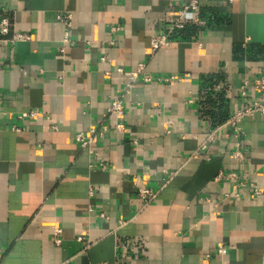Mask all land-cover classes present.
<instances>
[{"label":"crops","instance_id":"obj_1","mask_svg":"<svg viewBox=\"0 0 264 264\" xmlns=\"http://www.w3.org/2000/svg\"><path fill=\"white\" fill-rule=\"evenodd\" d=\"M190 1L0 0V264H264V110L223 125L264 75V0H197L151 52ZM90 128L95 154L74 140Z\"/></svg>","mask_w":264,"mask_h":264},{"label":"built area","instance_id":"obj_2","mask_svg":"<svg viewBox=\"0 0 264 264\" xmlns=\"http://www.w3.org/2000/svg\"><path fill=\"white\" fill-rule=\"evenodd\" d=\"M229 1H232V0H229ZM186 11H191L192 13L195 14V12L197 11V0H191L186 6L183 7V9H181L178 12L179 13L178 16L174 19V22L168 29L166 35H158V36H153L151 38L150 40L151 52H154L161 46L169 44V42L173 40V38L171 37L172 33L175 30L184 28L187 22L184 17ZM56 17L58 20H60L64 24L65 31H64L63 40L67 41L68 34H69V28L71 26L70 15L66 13H57ZM189 20H190L189 22L193 24H198L201 22L196 17V15L190 17ZM10 26H11V23L8 21V19L4 17L0 18V38L8 34ZM111 29H116V27H113ZM30 38H31L30 35H28L27 33L14 32L9 38H7V41L13 44L17 41L30 40ZM1 40L2 39H0V41ZM100 60L105 61L106 60L105 56H101ZM140 66L141 65H139L136 72L130 73L132 77H136L137 73L141 72L142 68ZM116 71L119 73H123L122 68L120 67H118ZM142 79L143 81H149L150 77L144 75L142 76ZM239 96L242 98L244 102L243 105L239 109L235 110L232 114H230V116L225 120L223 124L231 128L232 135L234 137H238L241 134V128L239 126V122L242 117L250 116L255 112H260L264 110V75H258V76L242 79L240 86H239ZM108 111L111 114H114L115 116L123 115L124 106H123L122 99L120 96L118 95L113 96L110 99L109 105H108ZM34 115H35L34 111H28L26 113H22L21 115H19V118H22L24 116L33 117ZM122 129H123L122 122L117 121L114 123V130L121 131ZM94 132L95 130L93 128H90L88 130L89 134L87 135H84L82 132H79L74 135V140L79 142L81 147L86 149L88 153L90 154L96 153L95 149L91 146V143H92L91 134ZM213 133L214 131H211L208 134L207 141H211L213 139ZM235 145L238 147L239 142L236 141ZM231 156L233 159H236L238 161H242L244 159L243 152L239 148H235L232 151ZM100 167L101 169H104L106 165L102 163ZM228 176L230 179H233L234 177H236L234 173H230ZM249 186H251L253 194L258 195L260 193V191L255 186H253L251 182L249 183ZM137 195L141 199L148 200L152 197L153 190L148 185H141L137 189ZM53 231L57 235L60 232V228L54 227ZM55 241L58 242L59 240L56 238ZM215 249L217 253L219 254H223L225 252V246L223 245L222 242L216 243ZM208 257L209 255L206 254L205 258L207 259ZM116 264H129V260L126 258H121L120 261ZM187 264H192V263H187ZM196 264H202V263H196Z\"/></svg>","mask_w":264,"mask_h":264},{"label":"trees","instance_id":"obj_3","mask_svg":"<svg viewBox=\"0 0 264 264\" xmlns=\"http://www.w3.org/2000/svg\"><path fill=\"white\" fill-rule=\"evenodd\" d=\"M174 38H177V39L180 38V35H179L178 32H175ZM214 79H215L214 76H209L208 78H206L204 80V82H203L204 90L207 89L209 86L212 85V83L214 82ZM209 92L206 95L207 103H209L211 106H213V102H215V100L212 99V96L222 97V93H214V95H210ZM219 111L217 112L216 115L215 114L213 115L214 122H220L226 116V114L224 112L220 113Z\"/></svg>","mask_w":264,"mask_h":264}]
</instances>
